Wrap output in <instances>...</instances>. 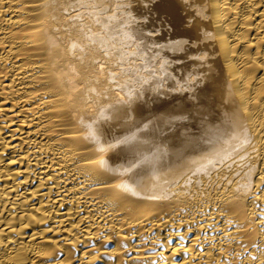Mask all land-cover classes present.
<instances>
[{"label": "bare ground", "instance_id": "1", "mask_svg": "<svg viewBox=\"0 0 264 264\" xmlns=\"http://www.w3.org/2000/svg\"><path fill=\"white\" fill-rule=\"evenodd\" d=\"M0 264H264V0H0Z\"/></svg>", "mask_w": 264, "mask_h": 264}, {"label": "snow or ice", "instance_id": "2", "mask_svg": "<svg viewBox=\"0 0 264 264\" xmlns=\"http://www.w3.org/2000/svg\"><path fill=\"white\" fill-rule=\"evenodd\" d=\"M253 259H256V257H253Z\"/></svg>", "mask_w": 264, "mask_h": 264}]
</instances>
